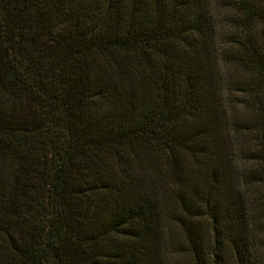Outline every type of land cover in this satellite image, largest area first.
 <instances>
[{
  "label": "trees",
  "instance_id": "1",
  "mask_svg": "<svg viewBox=\"0 0 264 264\" xmlns=\"http://www.w3.org/2000/svg\"><path fill=\"white\" fill-rule=\"evenodd\" d=\"M0 264H264V0H0Z\"/></svg>",
  "mask_w": 264,
  "mask_h": 264
}]
</instances>
